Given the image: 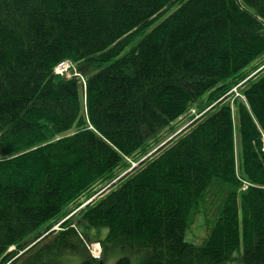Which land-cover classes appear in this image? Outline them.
Wrapping results in <instances>:
<instances>
[{
  "label": "trees",
  "instance_id": "1",
  "mask_svg": "<svg viewBox=\"0 0 264 264\" xmlns=\"http://www.w3.org/2000/svg\"><path fill=\"white\" fill-rule=\"evenodd\" d=\"M263 149L264 0H0V264H264Z\"/></svg>",
  "mask_w": 264,
  "mask_h": 264
},
{
  "label": "rangeland",
  "instance_id": "2",
  "mask_svg": "<svg viewBox=\"0 0 264 264\" xmlns=\"http://www.w3.org/2000/svg\"><path fill=\"white\" fill-rule=\"evenodd\" d=\"M62 72L66 74L64 76L66 78H71L74 76V77L78 78L79 81L84 80L82 75H80L81 73L78 71L76 65L69 60L65 61L61 65H59L57 72L55 71V74L60 75L59 73H62ZM254 74H255V72H254ZM250 76H252V74ZM234 88H232V89H234ZM194 112L199 113L196 107L191 106L190 107V113L194 114ZM187 116H189V115H187ZM185 117L186 116L181 117L179 119V121H177L173 124L176 127L177 133H179L182 129H184L185 126L192 119H194L193 117H191V118L189 117V118L184 119ZM175 133H173V134H175ZM128 161H130L131 167L133 166V164H136V163H133V161H131V160H128ZM121 175L122 174H120V176ZM112 183H114V182H112ZM104 184L105 183H102V185H104ZM244 187H246V185H244ZM94 191L95 190H93V192L90 194H86V193L82 194L79 198V202H74L73 204H71L65 208L64 213L69 212L66 216L67 218H70V216L75 214L73 217H71V219L75 220L73 222V224L76 225V223L79 221V218H80L79 216H80L83 208L89 203V201L93 200L100 193L99 192L98 194L95 195ZM213 201H214V198L212 197V195H210V193H208V195H206V197L201 201V206L199 208V212L191 217L190 222L188 224V228L186 230V236H185L187 241L192 242L194 244H199V245L202 244L204 241H206L208 234L210 232V229L212 228L213 222L215 220V215H216V203ZM73 207H75V209H73ZM59 219L60 218L52 219L47 224L48 225L47 228L52 226L51 227L52 229L59 231L61 228L60 223L62 221V220H60V222H58ZM85 232L88 233V236L90 238H92V237L104 238V236L107 233V230L105 228H100L97 230L96 229H86ZM29 239H31V238H29ZM91 243L92 242H87L86 245H87V248L91 251L92 256L93 255L94 256L99 255L100 251L98 249L100 247V250H102L101 246L99 245V247H97L96 243H92V244ZM15 250H16L15 247H11L7 253L14 252ZM234 257H236V255H234ZM118 258H119L118 253H116L115 251H110L107 253V256L103 259V261L99 262V264H117ZM62 264H81V259L77 256H71V257L65 256L63 261H62ZM131 264H137V262L135 260H133L131 262ZM228 264H236V263H228ZM237 264H239V263H237Z\"/></svg>",
  "mask_w": 264,
  "mask_h": 264
},
{
  "label": "bare ground",
  "instance_id": "3",
  "mask_svg": "<svg viewBox=\"0 0 264 264\" xmlns=\"http://www.w3.org/2000/svg\"><path fill=\"white\" fill-rule=\"evenodd\" d=\"M80 75H81V74H80ZM82 77H83V76H82ZM81 82H83V83H84V80H83V81H81ZM135 165H136V164H133V166H135ZM133 166H132V167H133ZM99 254H100V253H99Z\"/></svg>",
  "mask_w": 264,
  "mask_h": 264
}]
</instances>
